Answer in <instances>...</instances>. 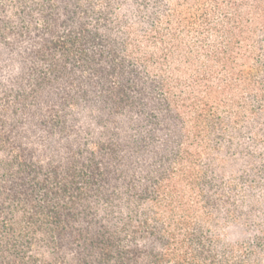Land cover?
I'll return each instance as SVG.
<instances>
[{"label": "trees", "instance_id": "1", "mask_svg": "<svg viewBox=\"0 0 264 264\" xmlns=\"http://www.w3.org/2000/svg\"><path fill=\"white\" fill-rule=\"evenodd\" d=\"M0 264H264V0H0Z\"/></svg>", "mask_w": 264, "mask_h": 264}, {"label": "rangeland", "instance_id": "2", "mask_svg": "<svg viewBox=\"0 0 264 264\" xmlns=\"http://www.w3.org/2000/svg\"><path fill=\"white\" fill-rule=\"evenodd\" d=\"M224 233L231 242H236V240L242 238V234L238 229H227Z\"/></svg>", "mask_w": 264, "mask_h": 264}]
</instances>
